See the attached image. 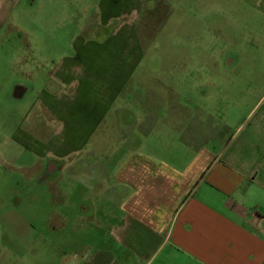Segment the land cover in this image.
<instances>
[{
  "label": "rangeland",
  "instance_id": "1",
  "mask_svg": "<svg viewBox=\"0 0 264 264\" xmlns=\"http://www.w3.org/2000/svg\"><path fill=\"white\" fill-rule=\"evenodd\" d=\"M107 1L0 0V264L81 257L88 227L82 210L117 203L114 176L125 160L149 155L180 160L184 168L199 153L205 160L219 151L241 126L254 125L263 109L264 4L115 0L139 14L122 43L137 46L139 57L122 68L123 89L106 103L88 143L70 147L59 135L63 140L51 146L66 122L58 118L63 112L82 130L76 136L86 137L87 101H76L70 112L66 100L59 102L53 116L41 93L74 94L73 85L55 88L56 72L64 59L80 57L79 45L114 33L120 19L102 23ZM49 145L59 156L44 154Z\"/></svg>",
  "mask_w": 264,
  "mask_h": 264
},
{
  "label": "crops",
  "instance_id": "2",
  "mask_svg": "<svg viewBox=\"0 0 264 264\" xmlns=\"http://www.w3.org/2000/svg\"><path fill=\"white\" fill-rule=\"evenodd\" d=\"M238 1L264 4V0ZM138 15L135 6L123 10L117 1L108 0L102 23L120 19L114 33L102 43L92 40L79 45L80 57L61 62L55 88L73 85L75 92L67 99L43 90L42 107L58 116L59 102L66 100L69 105L63 109L70 112L76 101H87L86 137L76 136L82 130L70 126L72 114L63 112L58 118L66 117V122L59 125L51 146L63 140L62 135L71 140L70 147L79 140L85 146L104 120L106 103L115 100L126 82L122 68L141 52L133 44L123 45L132 37V21ZM71 71L80 77L71 76ZM254 122L234 131L213 155L204 160L203 152L199 153L184 168L177 165L180 160L149 155L125 160L114 176L121 187L117 203L85 206L86 250L67 264H264V106ZM43 151L42 155H57L50 145Z\"/></svg>",
  "mask_w": 264,
  "mask_h": 264
},
{
  "label": "flooded vegetation",
  "instance_id": "3",
  "mask_svg": "<svg viewBox=\"0 0 264 264\" xmlns=\"http://www.w3.org/2000/svg\"><path fill=\"white\" fill-rule=\"evenodd\" d=\"M49 168V170H51L52 169V167H48Z\"/></svg>",
  "mask_w": 264,
  "mask_h": 264
}]
</instances>
